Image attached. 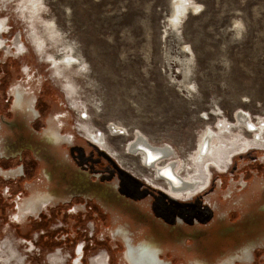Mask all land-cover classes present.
Listing matches in <instances>:
<instances>
[{"label": "rangeland", "instance_id": "obj_1", "mask_svg": "<svg viewBox=\"0 0 264 264\" xmlns=\"http://www.w3.org/2000/svg\"><path fill=\"white\" fill-rule=\"evenodd\" d=\"M23 1L0 2V16L22 35L26 47L19 62L29 70L27 82L36 93L42 89L51 114L64 116L86 150L173 206L180 201L142 179L163 184L156 171L171 163L183 177L213 168L206 156L202 165L193 158L204 131L210 127L217 133L222 119L230 131L226 141L235 138L240 144L224 157L226 163L234 157L225 173L212 171L203 198L218 199L231 190L235 182L230 179L236 180L250 162L264 164V142L253 143L257 135L264 140V0H33L32 23L19 10ZM178 5L185 10L174 21ZM26 25L30 37L35 32L42 42L35 47L47 63L29 43ZM236 114L261 130L237 125ZM81 123L103 135L122 167L82 137ZM136 135L170 146L172 154L145 165L127 151ZM221 182L225 185L219 189ZM2 202L0 264H73L80 243L81 264L93 263L99 254L114 263L106 230H91V222L64 211L19 223L10 200ZM52 254L61 257L60 263L49 260ZM117 258L124 264L120 253Z\"/></svg>", "mask_w": 264, "mask_h": 264}, {"label": "flooded vegetation", "instance_id": "obj_2", "mask_svg": "<svg viewBox=\"0 0 264 264\" xmlns=\"http://www.w3.org/2000/svg\"><path fill=\"white\" fill-rule=\"evenodd\" d=\"M25 27L33 50L47 63ZM25 47L21 33L0 16V204L10 200L19 223L33 224L60 211L91 222V230L107 231L115 264L119 253L124 264L264 263V164L250 162L236 180L230 179L234 187L214 200L203 198L212 171L225 173L234 157L213 165L201 178L202 185H195L191 193L183 190L184 195L142 179L180 201L173 206L86 150L67 129L64 116L51 114L47 96L41 88L36 93L31 87L29 70L19 62ZM78 131L122 167L106 140L94 139L97 132L86 130L82 123ZM219 184L221 189L225 182ZM83 249V243L76 246L73 264H81ZM52 258L60 263L61 257L52 254ZM92 262L109 264L108 255L99 254Z\"/></svg>", "mask_w": 264, "mask_h": 264}, {"label": "bare ground", "instance_id": "obj_3", "mask_svg": "<svg viewBox=\"0 0 264 264\" xmlns=\"http://www.w3.org/2000/svg\"><path fill=\"white\" fill-rule=\"evenodd\" d=\"M178 3H180V2L178 1ZM178 3L176 2V4H178ZM183 3H184V1H183ZM181 7H182L181 5H178L175 7L174 17L172 18V20L174 19V21H179L181 14L185 10V8H181ZM19 10L25 16V18L29 22L32 23L33 17L36 15V10H37L36 2H34L33 0L23 1V3L19 7ZM31 36L34 40L35 45L38 48L43 45L42 42L38 39V36L35 34V32H32ZM64 61H66V60H64ZM52 64H54V66L57 65V63H55L54 61L52 62ZM222 120L220 121V123H218L216 125V129L218 131L217 133L213 132L210 129V127L207 128L206 131H204V134L201 137L199 145H198V154L196 155L195 158H193V162L196 165H202L203 164L202 158L206 156L207 159L211 161L212 165L220 166L221 164L226 163L224 157H227V154L229 155V154H232V152L236 151L235 149H237V147L240 143H238L235 138L234 139L231 138L230 142H229V140L226 141V139H227L226 136H227V134H230V131H229L228 123L226 124L225 121H222ZM236 124L237 125H244L248 131L257 130L259 132V130H261L260 126L257 128H256V125L253 126L250 123V120L248 119V117L244 114H239V115L236 114ZM86 130H89V128H87V126H86ZM95 136H96V137H94L95 140L102 141L103 135L101 136L98 131H97V133H95ZM254 139L255 140L253 141V143L257 142V140L260 141L261 143L264 142V140L259 138L258 135ZM196 142H197V140H196ZM249 144H252V141L249 142ZM254 145L256 146V144H254ZM258 146H260V145H258ZM228 149H230V150L228 151ZM127 151L131 154H135L136 156H139L140 159L143 160V163L147 166H154V164L156 162H158L162 158L168 157L170 154H172V150H171L170 146H168V145L156 146V145L150 144L142 135H136V138L134 139V141H132L131 143L128 144ZM173 169H174L173 163H171L169 165H164L160 169H157L156 174H157V176H159L160 179L165 181V182L163 181V186L166 189L170 190L174 195H184L181 193L183 190H185V191L187 190V193L193 192L194 189H192V188L195 185H198V187L202 185L201 178H203V176L206 173V171H205V173L200 172L199 177L195 173L190 175V176H184L183 177V176H180V174H178V172H175V171L173 172ZM162 174H166L167 177L161 176ZM177 176L182 177L186 182L183 184ZM178 185H180V186H178ZM179 187H181V188H179ZM195 188H197V187H195ZM163 192H166V191H163ZM169 195L173 197L172 194H169Z\"/></svg>", "mask_w": 264, "mask_h": 264}]
</instances>
